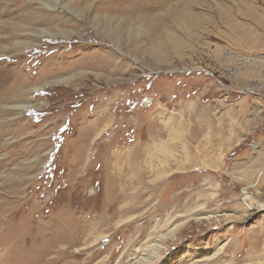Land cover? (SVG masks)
Segmentation results:
<instances>
[{
    "label": "rangeland",
    "instance_id": "1",
    "mask_svg": "<svg viewBox=\"0 0 264 264\" xmlns=\"http://www.w3.org/2000/svg\"><path fill=\"white\" fill-rule=\"evenodd\" d=\"M3 54L0 264H264V0H0Z\"/></svg>",
    "mask_w": 264,
    "mask_h": 264
},
{
    "label": "bare ground",
    "instance_id": "2",
    "mask_svg": "<svg viewBox=\"0 0 264 264\" xmlns=\"http://www.w3.org/2000/svg\"><path fill=\"white\" fill-rule=\"evenodd\" d=\"M54 3L55 4H57V2L56 1H54ZM131 30H132V34L133 35H135V34H137V28L136 27H132L131 28ZM44 34L45 33V30H41V32L40 33H38L39 35H41V34ZM39 35H37V37L39 36ZM113 37H115V36H113ZM116 38V37H115ZM26 44V42L25 41H16L15 43L13 42V46H17V47H20V46H24ZM0 56H6L5 54H3V55H0ZM239 64V62H237L236 63V65H238ZM240 64H241V62H240ZM237 71H238V73H237V76H242L243 74H245V71L244 72H239L240 71V66H238L237 67ZM238 78V77H237ZM240 79V78H239ZM238 81V80H237ZM23 83V82H22ZM25 88V87H24ZM23 88V89H24ZM28 88H30V87H28ZM34 88V87H33ZM22 89V90H23ZM11 89H7L6 90V92H8V91H10ZM30 90H32V89H30ZM29 107H37V105L36 104H33L32 102H31V99H29L28 97H25L24 98V100H21V101H19V102H17V104H16V106H15V108L16 109H19L20 111H21V113H26L27 112V109H29ZM99 112V111H98ZM96 113V112H95ZM111 120H112V118L110 117V116H108L107 114H106V112L105 113H101V114H96L95 116H94V118L90 121V122H88V124H93L92 126H95L96 127V125L97 124H101V125H103V126H105L104 128H106L105 130H107V128H108V124H110L111 123ZM100 127V126H99ZM104 130V131H105ZM96 132V131H95ZM99 135V134H98ZM101 137V135H99V136H96V139H99ZM79 150H82L83 149V147H79L78 148ZM115 153V152H114ZM14 184H11L12 185V187H14V189H13V193L15 194V195H17V191H16V189H17V186H16V183L15 182H13ZM4 191H5V189H4ZM92 196V195H91ZM8 198V197H7ZM6 200V199H5ZM6 205H7V203H6ZM20 205V204H19ZM2 207H4V206H2ZM199 210V209H198ZM5 211V210H4ZM4 213V212H3ZM5 213H6V211H5ZM197 213V212H196ZM5 217V216H4ZM195 218H197L198 220H201V219H209V218H211V216H204V217H200V216H195ZM2 226V225H1ZM182 226V224H179V225H175V226H173L169 231H168V233L166 234V235H164V236H162L161 237V239H166V238H168V237H172V236H174L175 235V233H176V231L179 229V227H181ZM160 239V240H161ZM3 240V239H2ZM8 241V240H7ZM162 241H164V240H161V243H162ZM6 242V241H5ZM7 243V242H6ZM22 243V242H21ZM159 243V242H158ZM157 243V244H158ZM23 244V243H22ZM163 244V243H162ZM22 246V245H21ZM162 246V245H161ZM161 246H155V248H156V250H155V252H150V253H146V254H144L145 256L144 257H142L141 259H138L137 261H136V264H150L152 261H153V259H155V258H157L158 257V252H157V249H160V247ZM9 247H12V246H9ZM8 248V247H7ZM15 248V247H14ZM13 248V249H14ZM24 248V247H23ZM162 248V247H161ZM17 249V248H16ZM15 249V250H16ZM263 249H264V247H263ZM8 250V249H7ZM22 250V249H21ZM262 250V249H261ZM18 251V250H17ZM148 251V250H147ZM255 252H256V248H255V250L253 251V254L254 255H256L255 254ZM20 253H22V252H20ZM25 253V252H24ZM264 253V252H263ZM251 256L252 257H254L253 255H252V253H251ZM257 257V256H256ZM12 259V258H11ZM18 259V258H17ZM16 261V260H15ZM25 261V260H24ZM24 262H21L20 261V263L19 264H23ZM232 264V263H231Z\"/></svg>",
    "mask_w": 264,
    "mask_h": 264
},
{
    "label": "built area",
    "instance_id": "3",
    "mask_svg": "<svg viewBox=\"0 0 264 264\" xmlns=\"http://www.w3.org/2000/svg\"><path fill=\"white\" fill-rule=\"evenodd\" d=\"M147 101H150V99L146 100V102H147Z\"/></svg>",
    "mask_w": 264,
    "mask_h": 264
},
{
    "label": "crops",
    "instance_id": "4",
    "mask_svg": "<svg viewBox=\"0 0 264 264\" xmlns=\"http://www.w3.org/2000/svg\"><path fill=\"white\" fill-rule=\"evenodd\" d=\"M140 125H142V124H140Z\"/></svg>",
    "mask_w": 264,
    "mask_h": 264
}]
</instances>
